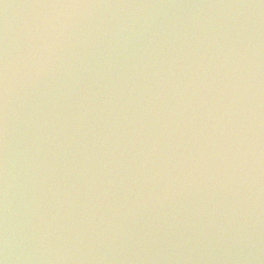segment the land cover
<instances>
[{"label":"water","instance_id":"obj_1","mask_svg":"<svg viewBox=\"0 0 264 264\" xmlns=\"http://www.w3.org/2000/svg\"><path fill=\"white\" fill-rule=\"evenodd\" d=\"M0 264H264V0H0Z\"/></svg>","mask_w":264,"mask_h":264}]
</instances>
